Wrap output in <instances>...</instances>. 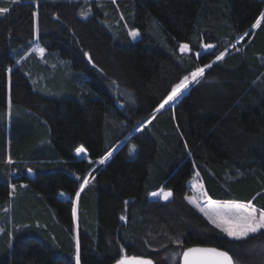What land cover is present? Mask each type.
<instances>
[{"label": "trees", "instance_id": "1", "mask_svg": "<svg viewBox=\"0 0 264 264\" xmlns=\"http://www.w3.org/2000/svg\"><path fill=\"white\" fill-rule=\"evenodd\" d=\"M3 6L0 264H76L77 241L80 264H179L189 247L264 264V230L230 239L186 199L197 178L213 201L264 210V0ZM198 67L199 82L157 112ZM160 189L172 196L152 198Z\"/></svg>", "mask_w": 264, "mask_h": 264}, {"label": "snow or ice", "instance_id": "2", "mask_svg": "<svg viewBox=\"0 0 264 264\" xmlns=\"http://www.w3.org/2000/svg\"><path fill=\"white\" fill-rule=\"evenodd\" d=\"M13 3H19L20 0H12ZM33 3H36V0H32ZM113 3L116 0H112ZM10 11L9 6L0 7V16L6 15ZM36 13L33 12V18L35 19ZM260 23L258 19L256 24H253L252 27L255 28L257 24ZM247 34V33H246ZM129 35L135 37L138 35L136 31H130ZM243 37H241L242 39ZM204 48H212L213 45L205 44ZM188 49L187 44L180 45V51L184 52ZM40 53L44 52V49H38ZM88 54L85 53V56ZM224 53L222 52L219 56L216 57V60L222 59ZM89 62H91V58H89ZM211 65H206L205 67H210ZM205 67H198L194 71L191 72V80L194 82H199L198 78L202 77L205 72ZM11 71V70H9ZM189 77L185 76L179 83L172 86L171 91L168 95L163 99L160 103L159 107L156 109L159 112L161 109L165 107V105H169L173 102L184 89H186L189 85ZM11 105V101H9V106ZM135 145H132L130 151L135 150ZM77 155H80L85 152L83 146H79L75 149ZM111 155V152L107 153L103 158L99 160V163L103 164L105 160ZM10 162V161H9ZM31 171V170H29ZM197 175H199L197 173ZM89 183L87 178L84 179L83 184H81V189L85 187ZM63 195V193H61ZM80 192L76 193V196L79 197ZM152 196H157L158 193H151ZM162 199L168 200L170 196H172L171 191L162 192L160 194ZM204 196H207V193H204ZM187 199V197H186ZM190 203H194L195 206L199 209L200 212L204 214V216L208 219V222L212 224L216 229H219L222 233H224L227 237L240 241L248 238L251 234L260 233L261 230H264V210H259L254 207L249 201L246 204H219L216 201L211 199L207 200V204L204 207H201L199 204H196L194 201L189 200ZM73 218L76 217V203L73 202L72 208ZM121 219H125V217L121 216ZM177 243H179L177 241ZM174 258V257H173ZM76 264H80V256H79V241L76 244ZM182 261L183 264H234V260L232 255H230L227 250H220L216 247H189L182 252ZM116 264H153L151 259L142 258V257H132L131 259L121 258L117 260Z\"/></svg>", "mask_w": 264, "mask_h": 264}, {"label": "rangeland", "instance_id": "3", "mask_svg": "<svg viewBox=\"0 0 264 264\" xmlns=\"http://www.w3.org/2000/svg\"><path fill=\"white\" fill-rule=\"evenodd\" d=\"M137 32V31H136ZM132 37V36H131ZM138 38V35L137 36H135V37H132V39H134V40H136ZM38 49L39 48H36V54H41L39 51H38ZM190 82H189V85L191 84V83H193V81L192 80H189ZM43 85L45 84V83H42ZM188 85V86H189ZM188 88V87H187ZM186 88V89H187ZM186 89H184L183 91H182V93L173 101V102H171L169 105H165V107H169V106H174V105H176L177 104V102L179 101V99H180V96L183 94V92L186 90ZM7 105H8V110H10V108H11V105L9 106V98H8V103H7ZM164 107V108H165ZM142 126H143V124H142ZM142 126H139L138 127V130L142 127ZM138 130H136V131H138ZM118 148V147H117ZM116 150V148L114 149V150H112L111 151V155L113 154V152ZM74 153V155L78 158V159H80V160H87L88 161V157H87V154L84 152V153H82V154H80V155H77L76 154V152L74 151L73 152ZM111 155L108 157V159L107 160H109V158L111 157ZM107 160H105V162L107 161ZM104 162V163H105ZM103 163V164H104ZM98 164H101V163H99V161H98ZM83 182H84V180H83ZM83 182H82V184H83ZM189 186H190V192H189V194L187 195V202L192 206V207H194V209L197 211V212H199L201 215H203L204 216V214L202 213V212H200L199 211V209L195 206V204L194 203H190L189 202V200H192V201H194L196 204H199L201 207H204V206H206V204H207V200L209 199L207 196L205 197L204 196V188H203V184H202V182L199 180V179H192L191 181H190V183H189ZM162 192H167L166 190H162V189H160L159 190V196H152V198H155V197H157L158 199H161V200H163V201H165L164 199H162V196L160 195ZM170 198V197H169ZM168 198V199H169ZM217 203H219V204H245V203H238V202H217ZM205 217V216H204ZM206 218V217H205ZM207 219V218H206ZM208 220V219H207ZM251 235H253V234H251ZM250 235V236H251ZM231 239V238H230ZM258 249V248H257ZM259 249H261V248H259ZM262 250H264V248L262 249ZM235 264V263H234Z\"/></svg>", "mask_w": 264, "mask_h": 264}, {"label": "water", "instance_id": "4", "mask_svg": "<svg viewBox=\"0 0 264 264\" xmlns=\"http://www.w3.org/2000/svg\"><path fill=\"white\" fill-rule=\"evenodd\" d=\"M26 175H27L28 178L32 179V176H31V174H30L28 171L26 172ZM126 259H131V258H126ZM179 264H183V261H182V254H181V257H180V262H179Z\"/></svg>", "mask_w": 264, "mask_h": 264}]
</instances>
